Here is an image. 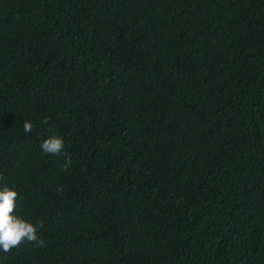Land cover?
Returning a JSON list of instances; mask_svg holds the SVG:
<instances>
[{"label": "trees", "instance_id": "16d2710c", "mask_svg": "<svg viewBox=\"0 0 264 264\" xmlns=\"http://www.w3.org/2000/svg\"><path fill=\"white\" fill-rule=\"evenodd\" d=\"M5 183L0 264H264V0H0Z\"/></svg>", "mask_w": 264, "mask_h": 264}, {"label": "clouds", "instance_id": "9594fccd", "mask_svg": "<svg viewBox=\"0 0 264 264\" xmlns=\"http://www.w3.org/2000/svg\"><path fill=\"white\" fill-rule=\"evenodd\" d=\"M32 128L31 120L23 121L25 133H29ZM39 147L43 153L58 154L65 150V141L58 134L49 135L41 141ZM17 197L15 187L6 183L0 184V252H7L22 241L43 244L38 237V226L41 222L33 223L14 211L17 206Z\"/></svg>", "mask_w": 264, "mask_h": 264}]
</instances>
